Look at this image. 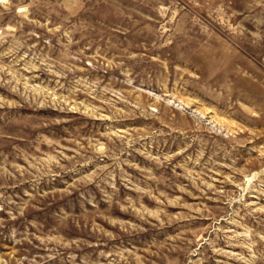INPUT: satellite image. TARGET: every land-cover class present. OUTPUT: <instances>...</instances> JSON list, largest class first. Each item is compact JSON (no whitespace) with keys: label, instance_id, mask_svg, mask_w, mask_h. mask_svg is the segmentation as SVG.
Returning a JSON list of instances; mask_svg holds the SVG:
<instances>
[{"label":"rangeland","instance_id":"374dc122","mask_svg":"<svg viewBox=\"0 0 264 264\" xmlns=\"http://www.w3.org/2000/svg\"><path fill=\"white\" fill-rule=\"evenodd\" d=\"M0 264H264V0H0Z\"/></svg>","mask_w":264,"mask_h":264}]
</instances>
